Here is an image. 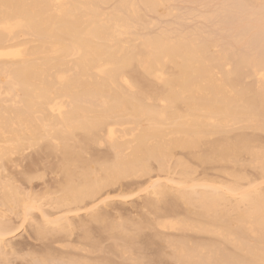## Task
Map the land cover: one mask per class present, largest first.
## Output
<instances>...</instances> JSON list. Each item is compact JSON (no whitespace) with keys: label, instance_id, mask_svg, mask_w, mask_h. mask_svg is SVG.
Segmentation results:
<instances>
[{"label":"bare ground","instance_id":"obj_1","mask_svg":"<svg viewBox=\"0 0 264 264\" xmlns=\"http://www.w3.org/2000/svg\"><path fill=\"white\" fill-rule=\"evenodd\" d=\"M166 1L0 0V137L1 140L4 138L3 141H5V144L0 141V144H3L0 145L2 147L0 149L1 158L5 159V162L12 164L11 168L15 172L14 176L17 174L23 177L27 173V168L30 170V168L33 169L38 166V168L41 166V169H44V167L45 169L49 167L51 169L52 167V170L57 174L52 170L50 171V169L49 171L58 178H55L58 181L56 182L57 184H54L57 185L58 191L62 192L57 203H60V205L62 203V206L66 203L67 207H70L69 213L78 212L75 211L79 209L78 206H75L76 204H79L80 207V204L85 203L86 199H95L101 191L107 190L110 186L112 188L114 184L116 188V184L119 181L120 183L117 185L121 186V183L125 182V185L128 182L125 180L130 179L128 185H133L134 181L132 180L133 182H131L132 178L138 177L141 179L143 176L145 177V175L149 174V169L151 168L149 165H153L151 164L152 162L156 163L155 160L161 162L165 157L167 159L172 152L178 150L177 148H181L182 151L188 150V154L190 152L192 156L195 155L197 157L199 162L206 164L212 163L216 158L224 157L229 152L236 154L243 151L252 152V150L255 152V148L259 147L258 145H256L258 147L254 146L256 141H258L255 139L258 135L255 137L251 133L250 136L252 138L254 136L252 139L248 137L249 135H243L242 133L244 132L241 133L242 130L240 131L239 129L242 127H249L248 129L251 127L253 129L254 127L258 131L259 129L260 131L264 130V0H229L225 10L229 15H232L230 16L232 19L228 20V22L230 23L234 20L239 25L231 30V33H233L232 42L227 40L225 43H222L224 39L215 41V36L212 39L208 34L206 36H204L205 33L204 35L199 34L202 30L197 28L196 25L195 27L199 31L195 29L196 33L195 30L191 29L195 32L193 34H190L191 31L188 34L189 28L184 31L187 34H181L183 30H176L180 34H175L176 36L172 35L173 32L171 30H167V32L166 30L160 32L156 30L158 33L155 32L154 35H150L152 32L148 29L152 22L147 23L150 26L145 29L146 21L143 16L146 14L143 15L144 11L142 12V9H147L149 12L154 10L158 12L157 7H164ZM111 2L113 7L109 6L112 9L108 6L111 11L108 8L110 12H102L104 7L102 5ZM257 2L260 4H256V8L253 9L254 4ZM259 5L261 6L259 7ZM163 7L162 10L164 9ZM171 10L173 9L171 8ZM225 10L224 13L226 12ZM179 12H175V14ZM190 12L196 13V10ZM221 13L223 14V12ZM187 14L186 12V16ZM190 14L189 16H191ZM197 16L199 15L197 14ZM187 17L184 16V18ZM212 17H214V14ZM252 17L256 19L252 21ZM206 18H204L205 23H207ZM227 19L230 18H226V21ZM153 20L155 22V19ZM157 22L154 26H157ZM224 22L222 23L224 24ZM228 22L226 24H229ZM218 23L221 25V22ZM234 24L233 22V27ZM179 26L177 25V27ZM142 28L148 30L149 35L145 31L147 35L145 36L144 34L143 36ZM138 29H142L140 30L142 32L141 35L136 33ZM150 29L152 30V27ZM161 29L164 30L163 28ZM172 31L175 30L172 29ZM236 124L242 125V127L238 125L240 127L237 129L242 135H238V137H233L232 135V140H236L232 142L228 138L229 140L225 139L228 141L224 142V135L228 137L230 132L233 131L231 128L233 129ZM217 134H223L221 136L224 138L222 137L223 139L221 140L224 143L215 145L216 139L214 138L213 144H210L209 136H217ZM42 142H45V146L43 144L45 150L37 152L39 151L38 149H42ZM216 142L218 141L216 140ZM252 142L254 143L252 144ZM7 143L10 147L3 148ZM39 145H41L40 148H37L36 146ZM203 145L207 146L205 151L201 149ZM33 148H37V151L35 152ZM250 148L253 149L250 151ZM4 149L9 150L6 152ZM98 149H102L104 154L106 152L105 156L102 153L103 158L101 153H99L101 155L99 156ZM203 151L206 154L202 156L201 153ZM191 155L189 154V156ZM165 159H163V162ZM35 169L32 171L36 175L32 176L33 174H31L32 171L30 170L29 172L31 173L26 174L29 177L24 176L27 179L24 180L23 178V182L27 181L29 184H33L34 179H39L38 174H43V171L41 170V173L40 169L37 171ZM38 171L40 172L37 174ZM45 171L47 172L48 170ZM45 175H42L43 177L41 176L40 180ZM122 180L124 181L122 182ZM155 184L157 185V182ZM128 185L125 186L128 187ZM156 185L153 184L152 186L156 188ZM160 186L157 189H161ZM234 188L236 187L234 186ZM167 189L169 188L164 189L165 192L164 190L161 191L162 189L157 190L158 192L156 193H159L161 198L163 197L161 201L164 200L165 202L164 197L166 196V201L169 199V190ZM194 189L191 187L192 191ZM229 189L231 190L232 188ZM240 189L239 187L237 193L242 191ZM254 189V193L251 191L253 189L248 190L251 193H245L246 190L242 191L243 194L238 197L240 199L236 201V204L232 203L234 207L232 208V213L230 209L228 210V204L224 205L229 199H226L221 194L208 192L205 189V191L202 190L201 192H190L191 190L185 192L181 190L179 197L173 195V198L177 197L179 201L176 204L178 206H182L184 203L187 208H190L191 204L192 206L194 204L199 206L196 208L200 209H198L195 216L199 215L200 219L203 218V221L200 220L202 225L204 217L206 216L207 220L208 216L211 215L212 222H216L220 227L217 224L216 227L215 223L210 224L212 223L211 221L208 223L209 220H207L210 228L212 225L214 229L218 228L216 230L224 229L223 233L227 231L226 233L229 235L228 230L233 227V230H231L233 232L230 236H238V238H234L236 241L239 239L238 242L234 241V243H238V246L234 244L238 247L235 248V251H237L236 249L238 251L237 253L234 251V255L238 256L241 250L240 256H235L234 258L232 249H229V252L227 250L228 254L225 253L223 251L226 250L223 246L224 243L220 242L219 244L222 245L216 243L220 247L223 246L220 250L216 248L217 245H211L212 249L209 247L210 244L208 246L205 245L206 248H210L208 249V251L211 250L210 255L206 254V258L199 257V262H195L196 264H264V194L256 190V188ZM13 192H11L10 196L16 198L18 192ZM229 192H234V190ZM8 196L5 195L7 200ZM220 200L221 202L224 201V206L222 207ZM28 201L30 202V200ZM157 201L161 202L160 199H156L155 203ZM170 201L174 200L169 199L167 202ZM180 201L183 202L182 205L179 204ZM229 201L232 202L231 200ZM151 202L150 205L153 203ZM164 202L162 205L167 204ZM171 203L174 204L176 202H170L169 204ZM21 204L23 206L26 205L22 202ZM72 204H75L76 208H73L74 206L71 208ZM159 204L161 205V203ZM164 205L162 206L163 208H158V203L150 206L155 207V210H157L156 207L158 208L157 211L159 213L152 211L154 217H156L155 214L157 213H165L164 216H162L163 214L159 215L164 217V220H162V217L160 219L158 218L159 216L157 217V219L165 223L157 221L158 225L156 223L154 227L157 228L158 226L160 229L175 228L177 230L180 223L173 222V219L170 220L173 222L171 223L168 217L172 218L181 207H174V204L172 207L179 209L172 211L173 214L170 213L172 216H167L165 220L166 215H168L166 209H169L170 206L167 204L169 207L165 209ZM24 209L26 213L28 212L27 214H31V210L35 208L28 206ZM161 209L165 210L161 212ZM199 210L201 211L199 212ZM44 213V216L49 218V216H46L47 213ZM96 216H99V214ZM46 218L44 220L48 224L50 223L49 225H56V223L60 225V223L66 221V217L62 218V216L58 220L52 221L50 219L53 223ZM189 218L191 217L189 216ZM149 219L146 221L148 222ZM167 220L168 222H166ZM232 222L236 224L232 226L230 224ZM7 226L8 223L0 225L1 238L12 233ZM42 229L36 230L37 233L34 235L36 240L47 246L49 245V247L54 244L55 247L59 246V248L63 249L67 245L64 244L67 234L63 238L65 242H63L60 240L63 236L57 239L52 234L53 232L50 234L48 231L45 232L46 230L44 231V229L42 231ZM199 230L207 231V229L201 228ZM222 230H220V233ZM250 232L257 235V238L254 239L256 241H252L253 243L251 242V237V240L246 237V234L248 236ZM88 234L90 235V232ZM86 236L82 237L86 238ZM187 236L185 237L187 238ZM69 238L71 239V237ZM78 240L80 239L78 238ZM79 244V247L75 246L77 250L74 247L75 251L78 252L70 253L72 250L65 251L66 249H63L61 250V255L64 254L68 259H72V262H75L76 260L74 259L76 258L84 260V262L93 258V260H98L96 252H99V250L90 252L91 250L88 249L89 253H92L91 256L87 253V248ZM230 246L232 247L233 245ZM68 247L70 248V245ZM204 247L200 248L205 250ZM213 247L216 249L215 253L212 251ZM184 249L186 250L185 247ZM201 249L198 251H204ZM181 251L183 253V250ZM190 251L194 252V249ZM186 252L188 257L191 258L196 253L194 252L190 256V253ZM211 252L214 254L212 255ZM126 253H129V251L124 252L125 255ZM85 254H89L90 257L95 255V257L89 258V255L85 256ZM179 255L182 254L179 253ZM52 256L47 257V260L52 259ZM188 257L186 258L188 259L186 264H191L189 263L191 258ZM186 259L185 261L187 262ZM44 260L42 262H46V259Z\"/></svg>","mask_w":264,"mask_h":264},{"label":"rangeland","instance_id":"obj_2","mask_svg":"<svg viewBox=\"0 0 264 264\" xmlns=\"http://www.w3.org/2000/svg\"><path fill=\"white\" fill-rule=\"evenodd\" d=\"M221 1L220 0H216V1L215 0H173V1L167 0L164 3L165 4L164 7L162 6L164 8L163 10H162V7L160 6L159 8L157 7V9L159 11L157 12L156 10H154V11H152L153 13L149 12V10H147V9L143 10L144 9L143 8L142 9V12L144 11L143 15L146 14L143 16L145 21H146L145 22V24H146L145 29H148L147 26H150L149 24L147 25V23H149L150 21L152 22V23L150 22L151 23L150 27H152V30L150 29V27L148 29L150 32H152V34L150 33V35H154L155 32L158 33L160 31H165V30H166V32H167V30L168 31L171 30V32H173V34H172L173 36L175 34H178V31L176 32V30H179V31L183 30L181 34H184V33L187 34V32L189 34V31L192 32V33L190 32V34H193L196 32L195 29L201 28L200 30H202L201 31L202 33L201 32L199 33L201 35H204V33H205L204 36H206L208 34V36L211 37L212 39L215 38L214 39L215 41L224 39V41H222V43L227 42V40L229 42H232L231 37H232L233 33H231L232 32L231 30H233L232 28L235 29V27L238 26L239 24L237 23V21H234V20L231 21L230 23L228 22V20L232 19L230 17L232 15H229V13L225 10L227 8L226 5L229 4V0H223L222 2ZM234 1H236V0H234ZM258 3L259 2L254 4L255 6L253 9L256 8ZM106 5H102L104 7H103V9L101 8L102 12H104V13L111 11V9L113 7V3L111 2V3H108ZM109 5H111L112 7ZM108 6L111 7V9ZM260 6L261 5H259V7ZM173 7L176 9L174 10ZM104 8H106V9H104ZM108 8L110 11L108 10ZM171 8L173 10H171ZM212 9L214 10V12ZM223 9L227 12V13L225 12L226 14L224 13ZM106 10H108V11H106ZM165 10L168 12H166ZM195 10L199 16H197V14L194 12H190V11H195ZM170 11H171V13H170ZM172 11H174V12H172ZM215 11H216V14H215ZM220 11L223 12V14H225V15H223ZM249 11H251V10H249ZM155 12H156V14H155ZM175 12H179L181 15L179 13L175 14ZM186 12L188 13L187 16H189V14L192 13V14H190L191 16L187 17ZM167 13L168 14L170 13V14L168 15ZM209 13L212 15H210ZM248 13H250V12H248ZM213 14H214L215 18L212 17ZM218 14H220V15H218ZM145 16H147V17H145ZM184 16L187 18H184ZM174 17H175V19H173ZM176 17L177 18L179 17V18L177 19ZM180 17H182L181 18L182 22L180 21ZM228 17L230 19H227V21H226V18H228ZM146 18H147V20L149 18V20L147 21ZM188 18H189V21L191 23H187V22H189ZM201 18H202V20H201ZM204 18H206L207 23L204 22L205 21ZM221 18H223V19H221ZM151 19L152 20L155 19V22H154V20L152 21ZM220 19H221V21H220ZM255 19L256 18L252 17V21H254ZM158 20H160V21H158ZM191 20L192 21L194 20V21L192 22ZM223 21H225L224 24L222 23ZM156 22H157V24H156L157 26H154V24ZM165 22H167V23H165ZM168 22L169 23L171 22V23L169 24ZM218 22H221V25ZM227 22L229 24H226ZM233 22L235 23L234 27L232 26ZM199 23H202V24H199ZM236 23H237V25H236ZM159 24H160V26H159ZM165 24H167V25H165ZM168 25H171V26H168ZM177 25H180L179 26L180 28L177 27ZM195 25L197 28L195 27ZM181 27L184 29H182ZM161 28H163L164 30H162ZM142 29H143L142 32H144V33H142L140 31ZM142 29L136 30L137 31L136 33L138 35H139V33H140V35L142 33L143 36H144V34L146 36L149 33V31L144 30V28H142ZM172 29L175 31H172ZM186 29H189V30L187 32H184ZM191 29L193 31L195 30V32H193ZM145 31H147V34L145 33ZM178 35H180V34H178ZM248 81H250V80H248ZM238 125H240V124H238ZM238 125L236 124L233 129L231 128V130H233L231 132L229 130L230 128L228 129L230 132V134L228 133L229 134L228 137L224 135V137H225L224 138L223 136H221L223 134H221V135L217 134L218 137L214 136L215 134L212 135L213 137L209 136L210 137L209 139L211 141V143L210 142L209 143L213 144L212 141L216 139L218 142H216V140H215L214 144L215 145L216 144L221 145V143L223 142L221 139H223V138H224L223 139L224 142L228 141L229 139H231L230 141L233 142L234 140H236V139L232 140L233 137H235V136L238 137V135H242V134L245 136L249 135L248 137L252 138V136H250V134L252 133L251 135H254L255 137L258 135V137L255 138L258 141L255 140L256 144H254V146L258 145L259 147L258 146H256L258 148L254 147L255 152H254V150H252V152L243 151V152L237 153V154L233 153V152H229L224 157L216 158L212 163L202 164L201 162L198 161L197 157L195 155L192 156L190 152H189V154L191 156H189V154L187 152L188 150L182 151L181 148H177L178 150H175V151L173 150L174 151V152H172L173 156L171 154L167 157V159H165L166 157L163 158V159H165L164 162H163V159L161 160V162H163L162 164L159 160H158L159 162L157 160H155L156 163L152 162V161H154V160H152L151 164H153V165H149V166H151V168L149 170L150 171L152 169L153 170L151 172L149 171V174L145 175V177L143 176L141 179H139L138 177H136L138 179H136L135 177H134L135 179L132 178L131 182L134 181L133 185H131V184L128 185L130 179L129 180L127 179L125 181H128V182H126L125 185H128V187H126L124 185L125 182H123L124 180H122L123 184L121 183V186L117 185L120 183V181H119L116 184V188H115V184L112 186V188H110L111 186L109 188H107V190H105V188H104L105 191H101V193H99V195L95 199H93V200L92 199H90V200L86 199L85 203L83 202V204H82L83 206L80 204V207H79V204L78 205L72 204L71 208L74 205L78 206V208H79L78 210H75L78 212H74V213H69L70 207L68 208L66 203H64V206H62L63 205L62 203H61V205H60V203H57V200L62 195V192L58 191L59 189L57 188V185H56L57 184L56 182L58 181L56 179H58V178L55 177L56 175L54 176L55 171L52 170V167H51V169H50V167L48 169L47 168L45 169L44 166H42V167H44V169L43 168L41 169V166H40V168H38L39 166L35 167L36 169L30 168L31 171L32 170L34 171V169H35V171L40 169V171L41 170L43 171V174H41V175L38 174L40 172V171H38L37 174L39 176V179L37 180V178H36L33 180L34 181L33 184H29L27 181H26L27 183L25 181L23 182V178H24V180H26L27 178H25V177L26 176L29 177V175H26V174L31 173V172H29L30 171L29 168H27V173L24 175L25 177L24 176L20 177L21 175L18 176L17 174H16V176H14L15 172H14L13 168H11L12 164L5 162L6 160L1 158V154H0V159H1L0 160V221H2L4 223V225H6L8 223L7 227L9 230L12 231L11 234L5 235L2 238L0 237V264H95V263L96 264H179L180 262H181L180 264H182V263L186 264V263H188V259H186L188 257V255H187L186 251H188V254L190 253V256H192L193 253L196 252V253H194L195 255H193L194 257L193 256H192V258L188 257V258H191V260L189 259V263L196 264L199 262L198 261L199 257L200 258H202V257L206 258V256H207L206 254H208V256L210 255L211 250L208 251V249H210V248L212 249L211 245H213V244L217 245V247L216 246L215 247L219 250L221 247L223 248V246H224V249L226 248V250H223V249L222 250L225 251V253H227V250L229 252L232 249V254L235 258V256H237V255H234V254H235V252L237 253V251H238V249H236L237 251H235V248H238L237 247L238 243H234V241H236V239H234L236 237L235 235H234V237L232 235L233 239L230 236L231 233L233 232V231H231V230H233V227L228 230L229 235H227L226 230H225L226 232L223 233L224 229L222 230L219 228L220 230H222V232L220 233V230H216L218 228L214 229L212 227V225L210 228V226H209L210 224H213V223H215L214 225L217 224L214 221L212 222L213 219L210 218L211 215L208 216L209 218L207 217L208 218L207 220H209L208 223L210 221L212 223L207 224L206 216L204 215L205 219H204V222L202 225L200 220H202L203 218L200 219L198 217L199 215H197V217L195 216L197 214L196 212H198V209H200V208L196 209L197 207H199L198 205L196 206L194 204L195 205V207H194V205L192 206V204H191V206L188 205V206H190V208L189 207L187 208V205L185 203H184L185 204L184 205L183 202L180 201L179 204H181V205L183 204L182 205L183 207L180 205L179 206L183 209L178 208L179 209L178 210V209H175L174 207H179L178 205H176L179 201L177 200V197H175L176 199L173 197L175 195L179 197V193H181V190H184L185 192L190 191L191 187H192V189H194V187H195V189L193 191L201 192L202 190L203 191L208 190V192L211 191V193L213 192L214 194H221L226 199L231 200L232 202H230L228 200L227 202H225L226 204L223 203L224 201L221 202V200H220V202L222 203V204L221 203L220 204H221V207L224 205L226 206L228 204L227 205L228 210L230 209L231 213H232V210H233L232 208H234L232 205L236 204V201L238 199H240L238 197L243 194L242 191L244 192L246 190L245 193H247V192L251 193L249 191L251 189H253L251 191H253V193H254V191H255L254 188H256V190H258L259 192L261 191L262 194H264V138H263L264 137V130L260 131V129H259V131H258L257 128L254 129V127H253V129H254V131H253V129H251V127H250V129H251V131H250V129H248L249 127L245 128V127H242V125H240L242 128L239 129L238 127H240V126H238ZM235 128H236V130H235ZM237 129H239L240 131L242 130L241 133L242 132H244V133L240 134L239 130H237ZM232 132H234V133H232ZM232 135H233V137H232ZM254 136H253V138H254ZM219 139L221 142L219 141ZM225 139H228V140H225ZM259 139L262 141H260ZM3 140H4V138H3ZM3 140H1V137H0L1 143L4 142V144H5V141H3ZM24 142H26V141H24ZM44 143L45 142H42V146L41 145L36 146L37 148L38 147L40 148V146L42 147V149H38L39 151H37V148H33V150H35V152L36 151L37 152H41V151L43 152V150H45V147H44L45 144ZM209 143H207V144H209ZM253 143L254 142H252V144ZM43 144H44V146H43ZM0 145H3V144H0ZM7 145H8V143L6 145H4L3 148L4 147L9 148L10 147L9 145L8 146ZM251 146H253V145H251ZM1 148L2 147L0 146V149ZM206 148H207V146H205V145H203L201 147V149H204V151L206 150ZM201 149L199 148L200 151H201ZM251 149H253V148H250V151H251ZM4 150H6V149H4ZM7 150H9V149H7ZM7 150H6V152H7ZM104 150H106V149L104 148ZM196 150H195V152L198 151V150L197 151ZM200 151H198V152H200ZM204 151L201 153L202 156L206 154ZM97 152H98V154L99 153L102 154L104 151L102 152V149L101 150L98 149ZM103 154H102V156L99 154V156H101L103 158ZM105 155H106V152H105L104 156ZM7 163L10 165L8 166ZM28 163H26V164H28ZM49 169H50V171L52 170L54 173H51L49 171ZM45 170H48V171L46 172ZM33 171L31 174H33L32 176H35L36 174L34 175ZM42 171H41V173H42ZM44 174H46V175L44 176V178H42L40 180V177ZM55 174H57V173H55ZM189 175H190V177H189ZM17 178H19V179H17ZM185 178H187V179L189 178V179L185 180ZM7 181H9V182H7ZM154 182L155 183L157 182V185ZM158 182H160V183L158 184ZM54 183H56V184H54ZM7 184H9V185H7ZM153 184L156 185V188H155V186H152ZM161 184H163V185L160 186ZM158 185L160 186V188L162 190L159 188L157 189V187H159ZM195 185L198 187L196 188ZM231 185H233V186L231 187ZM237 185H238V189H237ZM163 186H165L164 189L169 188V189H167V190H169L168 198L170 200L172 199L176 202V203H174L176 206L171 203L172 206L174 205V207H172V206H170L171 204H169V203L174 202V201L167 202V201H169V199L166 201L167 196L164 197L165 202L170 206L169 207L167 204H165V205L163 204L165 209H166V207H169V209L167 208L168 210L166 209L168 215H166L165 220H166L167 216H169L170 213H172V211L174 212V211L178 210L174 214L175 216L173 215L172 218L168 217L169 221L173 219L172 220L173 222L176 221V223L177 222H178V224L180 223L179 226L180 225L181 226L180 227L178 226L177 230H175V228H167L168 229L167 230L166 228L160 229V227L158 228V226H157V228L154 227V225L156 223H157L156 225H158L157 221H160L159 219L165 215V213L163 212L165 209L164 210L161 209V212H163V213L160 212L161 214H163L162 216H159L161 214H158L159 212L157 211L158 208H163L162 203L164 202V200L161 201V199H163V197L161 198V195L159 193L157 194L156 192H158L159 190L163 191L164 190ZM180 186H181V188H180ZM228 186H230L229 188H232L231 190H234V192H229L231 190L229 188H227ZM234 186L236 188H234ZM14 187H15V189H13ZM153 187L155 190L153 189ZM184 187L185 188L187 187L188 189L187 188L185 189ZM239 187L241 188L240 190H242V191L237 193V190H239ZM10 188H11V190H10ZM172 188H173V190H172ZM122 189H124V190L122 191ZM212 189H214V190H212ZM259 189H261V190H259ZM167 190H166V193H167ZM227 190H229V191H227ZM13 191L14 192L16 191V193L18 192L17 195H19V196L17 197V195H16V198L14 196L11 197L10 194ZM193 191L191 190L190 192H193ZM164 192H165V190H164ZM170 192H171V194H170ZM174 192H176V193H174ZM153 194L154 195L156 194V195L154 196ZM262 194L260 193V195H262ZM5 195H9L8 200H11V201L8 202L7 198H5ZM169 196H171V197H169ZM231 196H233V197L236 196L237 198L234 197V199H233V197H231ZM157 197L158 198L160 197L159 199L161 202L157 201L155 203L156 199L159 200ZM20 200L22 203L26 204L27 206L26 205L23 206L21 204ZM28 200H30V202ZM27 201H28V203H26ZM86 201H87V203H86ZM148 201H149V204H148ZM151 201L152 202L154 201V202L152 203ZM32 202H34L35 204ZM150 202L152 203L151 205H153V206L158 203L159 206H157L158 208L156 207L157 210H155V207H150L151 206ZM159 203H161V205ZM96 205H98V206H96ZM28 206L31 208H35V209L31 210V214L30 213L27 214L28 212L27 213L25 212L24 208L25 207L27 208ZM75 206L73 208H76ZM229 207H231V208H229ZM94 208H96V209H94ZM151 208L152 209L154 208V210H152ZM23 209H24V211H23ZM68 209H69V211H67ZM95 210H96V212H95ZM184 210H185V212H184ZM43 211L47 213L46 216H49V218L48 217L46 218L44 216L45 213ZM152 211L158 212L157 214H155L156 217H154V213L152 214ZM200 211L201 210H199V212ZM42 214H43V216H42ZM95 214L96 215L99 214V216H96ZM148 214H149V216H148ZM172 214L170 216H172ZM176 214H178V215H176ZM60 216H62V218L66 217V219H65L66 221H63V223H60L61 221L59 222L60 225L58 223H56V221H54L56 223V225H54V224L49 225L50 223L48 224L46 222V220H44L45 218L47 220L49 219V221L58 220ZM189 216L191 218H189ZM157 217L159 219H157ZM95 218H96V220H95ZM178 218H180V219H178ZM181 218H183V219L181 220ZM188 218H189V220H188ZM198 218H199L200 223L198 222ZM148 219H149V221L147 222L146 220H148ZM154 219H155V221H154ZM162 220H164V217H162ZM185 220H187V221H185ZM52 221H51V223H53ZM2 222H0V223L3 224ZM166 222H168V220ZM173 222H171V223H173ZM161 223H165V222L162 221ZM184 223H185V225H184ZM188 224H190V225H188ZM230 224H232V226H234L233 224H236V223L232 222ZM217 225L219 226V224H217ZM217 225H216V227H217ZM145 226H146V228H145ZM199 226H201V227H199ZM189 227L191 228V230ZM42 228L44 229V231L46 230L45 232L48 231L50 234L53 232L52 234H54L55 238H57V239H59L60 237L63 236L62 238H60V240H62L63 242L66 241L64 244L65 245L67 244L65 246L66 248L64 247L63 249L64 250L66 249L65 251L72 250V251H70V253L78 252V251H75L76 247H79L78 244L84 241L83 242L84 244L81 243L82 245L81 244H79V245L83 246L84 248L86 247L87 250L88 249L91 250L90 252H93L94 250H99V252L98 251L96 252V255H98V260L97 261H96V259L93 260L94 259L93 257H95V255H94L95 253L93 254L94 255L93 257H90V255L92 256V253L90 254L89 250H88L87 253L90 254V255L87 254V255H89L88 257L93 258V259L90 260L88 258L89 260H85V262L87 261L85 263L84 260L82 261L79 258H76V259H74L76 261L72 262L73 261L72 259L71 260L68 259L64 254L61 255L62 254L61 250H63L61 247L59 248V246L58 247L56 246L57 247V250H56V247L54 246V244L51 245L52 247H54V248H52V247H49V245L47 246V245H45V244H43L40 241L35 239L36 237H34V235H36L38 229L40 230ZM182 228L183 229L185 228L186 230L185 229L183 230ZM200 228L201 229H207V231H205V232L201 231V230H199ZM43 229H42V231H43ZM150 229L152 230V232H150L151 231ZM155 229H157L158 231ZM159 230H160L161 234L159 233ZM209 230H211V231L209 232ZM58 232H59V234H58ZM87 232L88 233L90 232V235ZM213 232L215 235L213 234ZM209 233H211V234H209ZM225 233L227 236L225 235ZM251 233L252 232L248 233L249 234L248 236L246 234V237L248 239H250V237H251L252 240L251 239L250 240L252 242V241H254V239L257 238L256 237L257 235L252 233L253 234V237H252ZM150 234H151V236H150ZM179 234H181V236H179ZM207 234H209V235L207 236ZM250 234H251V236H250ZM86 235H88V236H86ZM221 235H223V236L225 235V236L223 237ZM82 236L83 237L86 236V238H83ZM173 236H174V238H173ZM185 236H187V238ZM228 236H230V237H228ZM69 237H71V239ZM206 237H209V238H206ZM225 237H227V238H225ZM63 238H65V241L63 240ZM78 238L80 240H78ZM181 238H182V240H181ZM236 238H238V236ZM247 238H246V240H247ZM82 239H84V240H82ZM169 239L170 240L172 239V240L170 241ZM226 239H227V242H226ZM206 240H208V241H206ZM238 240L239 239H237L236 242H238ZM86 241L87 242L90 241L91 243L90 242L87 243ZM167 241H169V242H167ZM247 241H249V240H247ZM189 242H191L192 244ZM220 242L222 244L224 243L223 246H221V247L219 246V245H222V244H219ZM231 242H233V243H231ZM216 243H218L219 245ZM87 244H88V246H87ZM183 244H184V246H183ZM209 244H210V246H209L210 248H208V247L206 248V246H208ZM234 244H236L237 246ZM69 245H70V248L72 247V249H70L68 247ZM171 245H173V246H171ZM198 245H199V247H197ZM230 245H233L234 247L233 246L231 247ZM74 247H75V249H74ZM184 247L186 248V250L184 249ZM195 247H197L198 249ZM200 247H204L205 250L201 249ZM215 247H213V250H212V251H214V253L216 250ZM80 248H82V247H80ZM84 248H82V249H84ZM199 248L201 250H204V251H202V252L198 251V250H200ZM51 249H52L53 253L51 252ZM124 249H127V250H124ZM191 249H192V251L194 249V252H191L190 251ZM58 250H60V251H58ZM181 250H183V253H181L182 252ZM184 250H185V253H184ZM127 251H129V253H126V255H125L124 252H127ZM240 251H239V253H241ZM48 252H50V253L48 254ZM58 252H60V253H58ZM179 253L182 255H179ZM214 253L211 252L212 255ZM239 253H238V256L241 255ZM49 255L50 256L53 255L52 259L47 260L48 259L47 257H50ZM87 255L85 254V256H87ZM185 255H187V256H185ZM229 255H230V253H229ZM197 256H198V258H197ZM44 259H46V262H42V261H45ZM185 259L187 260V262L185 261ZM94 261H95V263H94ZM235 263H236V261H235Z\"/></svg>","mask_w":264,"mask_h":264}]
</instances>
